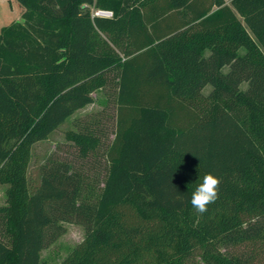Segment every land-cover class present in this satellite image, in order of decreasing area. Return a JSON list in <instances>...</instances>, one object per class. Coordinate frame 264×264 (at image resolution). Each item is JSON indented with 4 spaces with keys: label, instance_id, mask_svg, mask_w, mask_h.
<instances>
[{
    "label": "trees",
    "instance_id": "obj_1",
    "mask_svg": "<svg viewBox=\"0 0 264 264\" xmlns=\"http://www.w3.org/2000/svg\"><path fill=\"white\" fill-rule=\"evenodd\" d=\"M16 1L22 21L0 30V264H41L59 215L86 231L60 264H253L264 246V0ZM112 82L102 186L53 163L31 193L34 146ZM68 138L83 157L101 143L90 131ZM208 173L219 196L200 214L191 196Z\"/></svg>",
    "mask_w": 264,
    "mask_h": 264
},
{
    "label": "rangeland",
    "instance_id": "obj_2",
    "mask_svg": "<svg viewBox=\"0 0 264 264\" xmlns=\"http://www.w3.org/2000/svg\"><path fill=\"white\" fill-rule=\"evenodd\" d=\"M17 5L18 10H23L18 2ZM18 10L14 9L9 19L0 16V30L10 22L22 21L23 13L20 15ZM93 98V104L76 112L48 140L34 146L28 171L31 193H34L41 184L43 167L53 163L70 165L73 171L81 175L92 188L102 186L108 167L106 151L115 137L117 124L116 82L94 93ZM88 131L95 133L101 143L96 152L83 157L79 148L69 140L68 135L73 132ZM6 190L7 185L0 184V207L7 204ZM60 218L59 215V225L53 229L55 230L54 237L48 241L41 252V264H60L85 237L86 231L83 226L78 223L61 221ZM234 252L248 254L249 249H234ZM256 254H253L256 256L253 264H264V246L256 250Z\"/></svg>",
    "mask_w": 264,
    "mask_h": 264
},
{
    "label": "clouds",
    "instance_id": "obj_3",
    "mask_svg": "<svg viewBox=\"0 0 264 264\" xmlns=\"http://www.w3.org/2000/svg\"><path fill=\"white\" fill-rule=\"evenodd\" d=\"M220 183V178L212 173L203 176L202 182L195 188L191 196V205L197 213H205L208 210V205L218 199Z\"/></svg>",
    "mask_w": 264,
    "mask_h": 264
},
{
    "label": "crops",
    "instance_id": "obj_4",
    "mask_svg": "<svg viewBox=\"0 0 264 264\" xmlns=\"http://www.w3.org/2000/svg\"><path fill=\"white\" fill-rule=\"evenodd\" d=\"M228 4H230V1H228ZM14 9H16V11L18 10V5L16 0H0V16H2V18L6 17L7 19H9L11 14L14 12ZM18 12L21 15L23 13V10L22 9L18 10ZM11 23L12 22H10V24Z\"/></svg>",
    "mask_w": 264,
    "mask_h": 264
},
{
    "label": "built area",
    "instance_id": "obj_5",
    "mask_svg": "<svg viewBox=\"0 0 264 264\" xmlns=\"http://www.w3.org/2000/svg\"><path fill=\"white\" fill-rule=\"evenodd\" d=\"M92 15L93 17L111 18L113 16V13L111 11L93 10Z\"/></svg>",
    "mask_w": 264,
    "mask_h": 264
}]
</instances>
